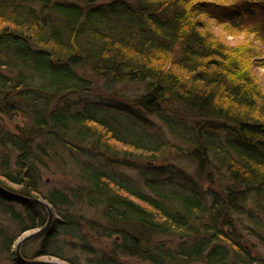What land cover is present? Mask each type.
<instances>
[{
	"label": "trees",
	"instance_id": "1",
	"mask_svg": "<svg viewBox=\"0 0 264 264\" xmlns=\"http://www.w3.org/2000/svg\"><path fill=\"white\" fill-rule=\"evenodd\" d=\"M248 1L0 0V111L26 118L21 130L0 121V184L41 195L56 211L23 243L24 258L264 264L232 228L247 222L264 245V86L249 58L257 54L254 46L228 45L207 22L242 26L258 14ZM95 78L103 93L140 84L134 108L94 94ZM76 92L84 97L74 102ZM168 135L182 142L176 150L191 170L143 161L172 145ZM55 160L76 179L42 190V170ZM130 160L143 185L115 167ZM46 220L36 202L0 196V261L29 264L16 260L12 246ZM87 228L118 238L113 251L89 241ZM61 235L80 255H67ZM158 235L169 241L153 242Z\"/></svg>",
	"mask_w": 264,
	"mask_h": 264
},
{
	"label": "rangeland",
	"instance_id": "2",
	"mask_svg": "<svg viewBox=\"0 0 264 264\" xmlns=\"http://www.w3.org/2000/svg\"><path fill=\"white\" fill-rule=\"evenodd\" d=\"M209 1H216V2H219V4H237L236 6L238 7V6H240L239 4H241L239 2L242 0H209ZM248 4H251L253 7H255L256 11H258V14L257 15L256 14L251 15L249 18L243 19L244 23L240 27H233L234 25L232 24V22L228 21V20L222 24H219V25L216 23L211 24L212 22H214L212 19H208L207 22L210 23L211 29L217 34V36L219 38H221L224 42H226L228 45L234 44L236 46H242V47L246 46L245 49H247V47L253 48V46H254L255 51H256L255 54H257V55L255 56L253 54L252 56L249 57L250 61H251L250 66L252 65L251 67H252V70L254 71V73L256 74L257 80L262 84V86H264V53H262L264 51V1L263 0H251V1H248ZM220 10L221 9H219V11ZM229 11L231 12V10H229ZM221 14L228 15V14L223 13V12ZM248 67H249V64H248ZM100 80L101 79H98V78L94 79L95 83L93 84V87H91L94 94H101L103 96L107 95V96L113 97L116 100H118L120 103H122V104L126 103V104H128V106L130 108L131 107L134 108V103L131 101L134 100L133 98L138 96L137 94L140 91V89H139L140 84L131 83V82L130 83L129 82L124 83V84H117L111 90V92L103 93L99 89L100 84H101ZM21 91H22V89H21ZM21 91H18V93ZM2 94H3V92H0V99H1ZM78 96L84 97V93H82V92L77 93L76 92L75 94L70 95V99L71 100L74 99V102H75ZM12 99H15V101L12 100V102L13 101L16 102V101H18L19 98L17 97V94H15L14 96H12ZM136 103H138L137 100H136ZM163 106H164V104H163ZM165 106L167 107L168 103H166ZM178 109H182V106L179 105ZM8 113H10V114H8ZM177 115L185 116V117L189 116L187 111L182 112L181 110H180L179 114H177ZM190 119H191V117H190ZM0 121L3 124L7 125L11 129L17 128V129L21 130V129H25V127H26L25 126L26 118L21 112H19V113L15 112L14 113L11 111H9V112L0 111ZM166 138L168 139V142L172 145H170L169 148H167V150L162 155H160V157H158L157 159L152 160V161L145 159L143 161L145 163L150 162V163H146L149 165L161 164V163L162 164L163 163H169L170 165H181L184 169L191 170V168H192L190 165L191 163H189L190 160L187 158V155H185L184 153H179L176 150V146H178L177 144L183 145L182 142L180 143V141H178V139H175V138L171 137L170 135H168ZM89 148H91V147H89ZM119 148L122 149L123 147H121L119 145ZM133 158L135 159V157H132L131 159H133ZM60 160H59V162H60ZM137 162H140V161H137ZM56 165H57L56 160H55V162L49 161L47 169L42 170L43 171L42 172V180L40 181V182H42L41 183L42 184L41 185L42 190H45L46 188H48L52 185H55V184L57 186H63V184H65L64 183L65 181L76 179V177L74 176V175H77L76 171L73 170V171H71L72 173H69V175H67V173L69 171L63 172V170H61V169H65V166H64V168L62 167L60 170H58L56 168ZM112 165L113 164H111L110 166H112ZM134 165L136 166L134 161L130 160L129 164H123L122 165L118 162V163H116L115 167L118 170H120L121 173L133 177L134 179H136L138 181V183L143 185L144 178L142 177V173L139 172V170L135 169ZM113 167H111V168H113ZM56 181H57V183H56ZM59 181H61V183H58ZM36 196H37V194H36ZM38 197L43 198L41 195H39ZM13 201H16V200H13ZM16 202H19V201H16ZM248 206L252 207V204L248 203ZM52 209H53V216L55 217L56 211L53 207H52ZM253 210H255V209H253ZM94 215H95V213L91 214L90 216L94 217ZM240 217H241V219H244L243 215H241V216L236 215L237 219H234V220L236 221ZM245 223H247V222H244V223L240 222V224L234 223L232 228H234L235 231L236 230L239 231L240 239L246 245H249L250 248L252 249V251L255 253V255L259 259H261V261H263V263H264V245L262 244L261 239H259L256 235L254 236V235H250L248 233L247 229H245L244 225H243ZM26 232H28V231H25L22 234H24ZM85 234H87V237H88L87 239L89 241H91L97 247L103 248L106 252L113 251L112 250V247H113L112 242L114 240L118 239L113 235L110 237L109 236H97L96 233H94V230H92L90 228H87L85 230ZM57 236L58 237L60 236L59 233ZM169 238H170V236L168 237V236L158 235V236L153 237V242H155L157 240H162V239H164L166 242H168ZM17 239L15 240L14 245L12 246L13 250L15 249V243H16ZM172 240L173 241L178 240L177 236L173 237ZM60 241L64 243L61 246H63L64 251L67 253V255H69V256H73L76 254L80 255V253L77 249L70 247V246H67V245L65 246V244L67 243L66 237H63V235H61ZM39 242H40L39 239L34 240L31 244V246H32L31 248L32 249L35 248ZM57 244L60 245L61 243L59 241H57ZM38 258L39 259H45V260L57 259V257H55V256H40ZM119 258H122L124 260L129 261L130 263H135V264H144L146 262L144 259L138 258L137 256H127L124 254H119ZM58 259H60V258H58ZM82 259H84V258H82ZM60 260H63V259H60ZM63 261L66 262L67 264H70L69 262H67L65 260H63ZM0 264H13V263L10 260L5 259L3 261V259H2L0 261Z\"/></svg>",
	"mask_w": 264,
	"mask_h": 264
},
{
	"label": "water",
	"instance_id": "3",
	"mask_svg": "<svg viewBox=\"0 0 264 264\" xmlns=\"http://www.w3.org/2000/svg\"><path fill=\"white\" fill-rule=\"evenodd\" d=\"M0 196L10 199V200H16L19 202L23 201H32L36 202L37 204L41 205L42 207L45 208L47 211V220L46 222L41 226V227H36L33 229L28 230V232L22 234L21 236L18 237L16 243H15V255H16V260L18 262H23V263H31V264H67L63 260L60 259H26L24 258L21 253H20V248L24 242L29 240L30 238L36 237L37 235L41 234L49 225L52 217H53V209L52 206L44 199L40 198L38 196H31L23 193H19L13 190H10L0 184ZM144 264H154L150 261H146Z\"/></svg>",
	"mask_w": 264,
	"mask_h": 264
},
{
	"label": "bare ground",
	"instance_id": "4",
	"mask_svg": "<svg viewBox=\"0 0 264 264\" xmlns=\"http://www.w3.org/2000/svg\"><path fill=\"white\" fill-rule=\"evenodd\" d=\"M49 203V202H48ZM44 208V207H43ZM37 237V236H36ZM34 238V237H33ZM31 239V238H30ZM23 245V244H22ZM20 250H21V248H20ZM21 253V252H20Z\"/></svg>",
	"mask_w": 264,
	"mask_h": 264
}]
</instances>
